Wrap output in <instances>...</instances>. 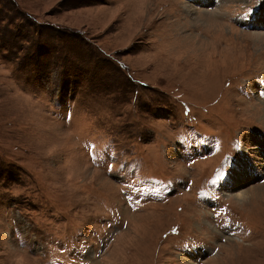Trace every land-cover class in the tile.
<instances>
[{
	"label": "rangeland",
	"instance_id": "374dc122",
	"mask_svg": "<svg viewBox=\"0 0 264 264\" xmlns=\"http://www.w3.org/2000/svg\"><path fill=\"white\" fill-rule=\"evenodd\" d=\"M263 108L264 0H0V264H264Z\"/></svg>",
	"mask_w": 264,
	"mask_h": 264
},
{
	"label": "bare ground",
	"instance_id": "6f19581e",
	"mask_svg": "<svg viewBox=\"0 0 264 264\" xmlns=\"http://www.w3.org/2000/svg\"><path fill=\"white\" fill-rule=\"evenodd\" d=\"M261 111L263 112V116H264V108ZM206 160H211V158H208ZM206 160H204V161H206ZM258 173H259V171L252 170L249 165L243 164V163H238L232 169L228 170L227 176L224 179L223 184L221 186V190H223V185H225V183H227V182H229V183L232 182L231 185L235 186V187L243 186L245 183L251 181L255 176H259L260 174H258ZM229 175H231L230 179H229ZM257 188L258 187L253 188V189L250 188V189H247L245 191L239 192L238 196H239V198L241 197L240 198L241 200L245 201V200L256 195ZM251 191L254 192V195L251 194Z\"/></svg>",
	"mask_w": 264,
	"mask_h": 264
},
{
	"label": "trees",
	"instance_id": "16d2710c",
	"mask_svg": "<svg viewBox=\"0 0 264 264\" xmlns=\"http://www.w3.org/2000/svg\"><path fill=\"white\" fill-rule=\"evenodd\" d=\"M201 162V161H200Z\"/></svg>",
	"mask_w": 264,
	"mask_h": 264
}]
</instances>
